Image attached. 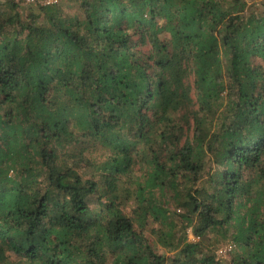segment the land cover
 I'll return each instance as SVG.
<instances>
[{"label":"trees","instance_id":"1","mask_svg":"<svg viewBox=\"0 0 264 264\" xmlns=\"http://www.w3.org/2000/svg\"><path fill=\"white\" fill-rule=\"evenodd\" d=\"M70 1L0 0V264H264V0Z\"/></svg>","mask_w":264,"mask_h":264},{"label":"rangeland","instance_id":"2","mask_svg":"<svg viewBox=\"0 0 264 264\" xmlns=\"http://www.w3.org/2000/svg\"><path fill=\"white\" fill-rule=\"evenodd\" d=\"M18 1V0H16ZM58 7H60V9L65 12L68 13L70 15H74L77 14L79 12V8L77 3L70 1V0H58L57 2ZM94 155H99V154H94ZM94 159V158H93ZM75 160L79 161L80 167L81 169L87 173L88 175H90V173L94 172V167L93 165H91L90 160L92 161V159H89L88 157H83L82 160H79V158H75ZM144 169V168H143ZM143 169L141 168L140 170H135L134 174L130 177V180L127 182H124L123 185L120 186L121 189V195L120 197H117V201L120 204L121 207V211L124 214H129L131 208L134 205V189L136 187V181L141 179L142 174H143ZM168 196V208L170 209V211H180V209L177 207V204L175 202H173L170 198V194L167 193ZM162 198V197H161ZM104 197H99V195H92L88 202H89V206L92 209L93 212H98L101 208V202H103ZM156 227V225H155ZM189 230V229H188ZM187 230V232H188ZM149 235V234H148ZM150 239H152L150 237ZM189 240H192V237L189 236L188 237ZM228 241L232 240L231 238H226ZM193 241V240H192ZM236 244V243H235ZM237 247V246H236ZM235 247V248H236ZM230 258V254L227 255V257L225 259H229Z\"/></svg>","mask_w":264,"mask_h":264},{"label":"built area","instance_id":"3","mask_svg":"<svg viewBox=\"0 0 264 264\" xmlns=\"http://www.w3.org/2000/svg\"><path fill=\"white\" fill-rule=\"evenodd\" d=\"M20 1V0H18ZM21 1H24L26 3H29V4H39V5H53L55 4L58 0H21ZM191 236L192 237V240H196L198 239V236H194L190 229L188 230V237ZM235 247V243L232 242V241H229L227 242L226 244L218 247L216 250H215V257L214 259L217 261V260H220L222 258H226L228 253L231 252Z\"/></svg>","mask_w":264,"mask_h":264}]
</instances>
